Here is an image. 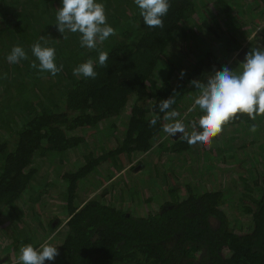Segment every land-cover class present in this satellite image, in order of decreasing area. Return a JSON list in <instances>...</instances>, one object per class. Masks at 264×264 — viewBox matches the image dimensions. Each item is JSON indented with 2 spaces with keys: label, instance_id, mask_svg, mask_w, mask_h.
<instances>
[{
  "label": "trees",
  "instance_id": "16d2710c",
  "mask_svg": "<svg viewBox=\"0 0 264 264\" xmlns=\"http://www.w3.org/2000/svg\"><path fill=\"white\" fill-rule=\"evenodd\" d=\"M199 1L170 0L161 29L144 24L134 0H98L105 5L108 23L116 33L98 45L108 54L107 67L99 65L97 50L80 44L85 59L77 60L72 50L57 51L55 62L63 69L49 75L63 86L58 90L55 86L42 88L43 95L36 92L41 75L31 67L37 63L33 56L18 64L6 61L0 82L17 80L15 93L23 89L26 93L28 88L37 97L43 96L41 101H33L28 93L22 98L16 113H23L21 121L6 109L0 112V131L9 129L8 135L14 138L10 148L8 142H0V249L5 251L7 264H17L21 243L2 221L19 199L27 196L23 204L33 229L39 232L35 237L45 239L51 231L43 220L50 204L44 195L57 182L63 184L60 201L66 206L67 219L56 239L50 241L59 255L44 264H56L57 259V264H264V114L255 121L247 115L238 116L209 144L190 146L180 134L171 145L157 144L167 123L158 108L161 100L175 94L172 109L180 113L177 119L190 133L191 123L203 113L197 108L184 119L188 97L198 93L189 81L206 82L214 70L226 66L224 57L240 51L264 18L259 16L264 0H212L210 16L202 14ZM52 9L55 13L58 8ZM25 14L15 9L14 0H0V37L23 28ZM178 38L186 46L176 48L175 55L189 61L191 67L184 83H175L178 69L165 60ZM255 39L245 46L246 52L264 50V30ZM90 57L97 77L73 75V69ZM153 116L159 119L150 126ZM252 124L258 126L255 132L249 131ZM95 140L101 145L98 150ZM155 146L157 157L152 153ZM231 150L238 152L236 161L222 159L215 164L212 156ZM72 154L79 155L77 169L70 166ZM138 154L140 160L132 164ZM168 162L172 170L189 179L186 184L185 179L167 171ZM111 164L129 166V177H115L110 188L81 202L76 192L79 185L87 179L95 184L100 176L96 169L107 170ZM146 170L168 198L159 209L144 215L134 206L136 194L144 190L137 184L149 186V179H140ZM213 172L222 189L202 186ZM232 185L242 190L238 209L247 218L238 227L231 225L225 210ZM181 188H186L187 195L180 193ZM132 193L136 199L129 209L123 201ZM109 194L117 197L116 201L106 200ZM151 200L150 196L146 202ZM23 243L34 242L29 236Z\"/></svg>",
  "mask_w": 264,
  "mask_h": 264
},
{
  "label": "clouds",
  "instance_id": "9594fccd",
  "mask_svg": "<svg viewBox=\"0 0 264 264\" xmlns=\"http://www.w3.org/2000/svg\"><path fill=\"white\" fill-rule=\"evenodd\" d=\"M138 6L144 24L149 28L164 27L165 17L171 6L170 0H134ZM56 27L58 32L79 33L81 47L98 51V63L107 67L108 54L98 48L110 36L115 35V29L108 23L105 5L98 0H61V6L56 12ZM32 55L38 61L31 64L41 72H49L53 76L62 71L63 65L56 64V51L48 46V41L42 36L31 45ZM9 63L18 64L28 59L24 48L14 45L6 57ZM206 82L199 79L189 81L190 86L198 90L194 102L187 109L192 113L197 108L203 113L198 121L191 123L192 131L186 130L182 120L177 119L180 113L172 109L175 104V94L161 100L158 105L167 123L163 131L173 137L180 134L181 138L190 146L209 144L212 139L222 132L223 126L240 115H247L255 121L258 115L264 114V50L252 48L240 62V70L223 66L219 71H213ZM181 71V78L184 75ZM77 77L95 79L98 73L94 61L89 58L73 69ZM159 117L153 116L150 126H155ZM197 125L200 130H197ZM257 125L252 124L250 131L255 132ZM52 237L46 239L40 246L21 243L17 264H44L59 255L57 246L50 243Z\"/></svg>",
  "mask_w": 264,
  "mask_h": 264
},
{
  "label": "rangeland",
  "instance_id": "374dc122",
  "mask_svg": "<svg viewBox=\"0 0 264 264\" xmlns=\"http://www.w3.org/2000/svg\"><path fill=\"white\" fill-rule=\"evenodd\" d=\"M198 1V0H197ZM212 0H200L198 6H200L201 8V12L204 16L207 15H211V7H210V3ZM61 3L59 2V0H54L53 3H46L44 0H14V7L18 12H23L25 11L26 14H28V16H23V28L17 29L14 32H6L2 37H0V74H3L4 71V66L5 63L7 61L6 57L7 55L10 53L12 47L14 45H20L21 47L24 48L25 52L27 53L28 56H33L32 55V51H31V45L40 40V38L43 36L45 40L48 41V46L50 47H54L55 51L57 53V51L62 52L64 51V53L68 52L69 50H72L73 52L77 53V60L78 59H85V54L83 51L79 50V44H80V35L79 33H71V32H66L64 35L67 36V39L63 38V34H61L60 32H58L57 27H56V12L55 9L60 7ZM55 13H53V9ZM44 10L46 11L44 15H42L40 12ZM259 16H263L264 17V8H262L260 11ZM25 14V15H26ZM261 30H264V18L261 19V24L255 28V30H253L252 32L249 33V35L247 36L246 40L243 42L244 43V47L233 54H228L227 56H225V61H226V66H228L230 68V66L232 65L234 70L239 71L240 70V62L244 60L245 55H246V51H245V46H248L249 44H252L254 40H256L255 38L258 36V34L260 33ZM203 35V34H202ZM203 38L206 39V41H209V37L208 36H201ZM179 40V41H178ZM182 40L183 39H177V41L179 42L178 44L172 43V49L171 51L166 53L165 60L167 61V59H169L167 62L169 63V65H172L174 67H177L178 69V77L176 78L175 83H184L185 80L188 79V75H189V69L190 67V62L189 61H184L183 59H179V57H177L175 55V50L176 48L181 49L182 46ZM186 42V41H185ZM205 43V41H204ZM210 43V41H209ZM211 44V43H210ZM186 46V43L185 45ZM182 46V47H184ZM212 47H214L213 49H217L216 45L211 44ZM185 48V47H184ZM222 49V48H220ZM34 57V56H33ZM223 57V56H221ZM35 58V57H34ZM91 58V57H90ZM36 59V58H35ZM92 59V58H91ZM222 59V58H220ZM21 62H23V60H21ZM20 62V63H21ZM236 62L239 65H236ZM38 64V61H37ZM38 71H36V73H39L41 75V80H38V83H36V92L41 95L42 94V88H45L47 86H55L58 90V86H63L61 83L56 82V79H54L53 77H51L52 75H49V72H41L38 68H36ZM184 70V75L181 78V71ZM41 72V73H40ZM35 73V74H36ZM51 74V73H50ZM37 75V74H36ZM64 82V81H63ZM57 84V85H56ZM18 85V81H12L9 83H5L3 81L0 82V112L1 110H7L5 111L7 114H15V117L18 118L17 120L21 121V119H24L23 113L22 114H16L17 112L19 113V109H20V105H22V98L28 97L27 93L31 96H33L32 100H39L41 101L43 96H39L37 97V93L35 91H32L31 89L26 88L27 92L25 93V89H23L21 92L18 91V94L15 93V89ZM9 86V87H8ZM35 92V93H34ZM198 95V93L194 94L191 98L188 97V101H186V107H185V114H183L184 119L189 118L190 114L192 113H188L187 109L192 105V103L194 102V98L195 96ZM37 97V98H36ZM1 114V113H0ZM9 130V129H8ZM8 130L6 129H2V131H0V142H8L9 144V148L13 146V142H14V138H10V135H8V133L10 134V130L8 132ZM231 128H228V131H230ZM250 131V130H249ZM174 141V137L171 135H167L164 131H162L161 134V138H159V141L157 142V144L159 142H161V144L163 145H171ZM95 150H98L101 148L100 143H97V141L95 140ZM158 147L155 146V148L152 149V153L156 155V157L158 156ZM77 155V154H76ZM75 154H72V157L70 158V166L74 167L75 169H77V167L79 166L78 163L80 164V160L79 155L76 156ZM135 158L133 159V163L138 162L141 158V155H136L134 156ZM218 158V159H217ZM237 158H239L238 152L236 150H231L229 152L223 153L222 155L217 156H212V159L214 160L215 164H217L218 162L225 160L228 162H233L236 161ZM76 160L78 161V163H75ZM145 160V159H144ZM193 160L195 161V157H193ZM156 158L154 160V162H156ZM170 161V160H168ZM218 161V162H217ZM147 164H151V163H147ZM167 171H169V173H172L176 178H183L184 183L186 184L189 179L185 176H183L181 174V172L179 171H174L172 170V163L168 162L166 163ZM129 166H119L116 167L115 165L111 164L109 166V168L107 170L102 169L101 168H97L96 170H98V174H100L99 178L97 179V181L95 182V184H92V182L87 179L86 181H84V183H81L79 185V189L76 191L80 196H81V200L80 201H84V200H89L92 198L97 197L99 194L103 193V190L105 188H110L109 185H111L114 181H116V179H114L115 177H123V178H128L129 177ZM129 172V173H128ZM112 174L114 177L112 178L111 175ZM128 174V175H127ZM217 174L215 172H213L211 174L210 180L207 182H203L202 186L207 189H222V187L219 186V182L216 178ZM56 174L54 173L52 179H55ZM51 179V180H52ZM140 179H149V186L148 187H143L140 188L138 187L137 184V188L138 189H144L141 190L145 191L147 193L144 194H140L139 192L136 194V198H135V193H132L131 196H125L124 198V203L127 204L128 208L130 209L133 205V201L134 199H136L135 201V206L134 208L137 209V211L139 210L140 214H144L146 215V213L149 210H157L159 209L160 205L165 201V199L168 198L167 195H163L162 191H161V187L159 186L158 182L156 181L155 178H153L149 171L146 170L142 173V175L140 176ZM193 184V183H192ZM197 184V183H196ZM196 184H193L196 185ZM63 184L57 182L56 186H50V188L48 189L47 192H45V198L47 200V202H49L50 204H48V209L47 211H45L46 213L43 214L44 218L43 220L46 222V224L48 225L49 230L51 231L46 237L45 239L42 237H38V235H36L37 237H35V234H38L32 226V222L31 220H29L30 218L28 217L27 213V208L25 207V205L23 204V202H25V198L27 196H23L21 198V200L19 199L18 203L16 206H14V208H11L8 212V218L6 220H3L2 222L4 224H8V227L10 229L11 232L14 233V235L16 236V238L20 239L19 242L23 243L24 240L28 239L29 236L32 238L33 246L34 247H39L41 243H43L46 239H48L49 237H52L51 241H54L57 237V234H59V228L66 222V217L67 214H65V208L66 207L64 205L63 202H61V191L60 189H62ZM228 187V186H227ZM232 187V189L230 190L229 195L227 196L226 200H227V206H226V212L228 213L230 222L232 226H240V224L242 222H244L245 217H243L242 215H240L239 209L240 208V203H239V196H241L242 194V190L241 188H239L240 186H230ZM147 189H149L150 191H147ZM180 193L182 195H187V190L186 188H181ZM152 198L151 201H147L146 199L148 197ZM117 198V197H116ZM116 198L113 196L107 195L106 196V200L108 201H116ZM79 203V201H77ZM63 204V206H62ZM49 206L51 207L49 210ZM7 212V211H6ZM49 223L52 224V226H55V228L50 227ZM236 227V228H237ZM34 231V233L32 231ZM9 233V232H8ZM26 242H30V241H25ZM28 244V243H27ZM5 251H3V249H0V264H7L6 262V255H3ZM18 257H19V253H18ZM17 257V258H18ZM58 261H60V259H57L55 261V263L57 264Z\"/></svg>",
  "mask_w": 264,
  "mask_h": 264
}]
</instances>
